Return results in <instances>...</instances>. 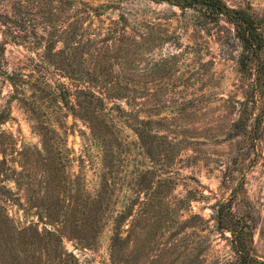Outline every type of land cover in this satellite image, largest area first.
Wrapping results in <instances>:
<instances>
[{
    "label": "rangeland",
    "instance_id": "1",
    "mask_svg": "<svg viewBox=\"0 0 264 264\" xmlns=\"http://www.w3.org/2000/svg\"><path fill=\"white\" fill-rule=\"evenodd\" d=\"M71 1L58 13L59 29L68 32L73 25L103 29L102 37L107 28L113 29V42L102 46H113L107 53L114 81L148 89L145 100L154 108L151 118L165 121L161 132L175 146L172 150H150L152 160L136 144L135 134L116 120V136L125 149L108 150L107 162L110 166L113 159L117 184L109 208L101 214L94 245L82 249L75 245L76 240L64 238L63 248L75 254L80 264H110L112 218L129 198L143 199L129 193L123 179L131 178L137 170L153 169L155 195L142 208L136 204L134 216L123 227L127 230L131 222L134 225L124 254L127 264H198L197 256H202V264L234 263L229 235L219 233L213 221L212 207L226 201H231L232 212L248 223L255 253L264 261V75L260 87L253 85L254 76L239 69L238 44L220 46L216 26H201V19L191 10L182 14L150 0ZM224 1L255 16L264 15V0ZM7 4L0 0V11L8 12ZM37 10L20 28L18 43L7 44L5 53L4 71H21L24 81L29 82L52 77L40 64V36L46 32ZM133 40L138 43L131 46ZM61 47V43L56 45V49ZM21 86L33 102L28 107L17 99L19 93L0 71V116H9L0 125V181L23 205L3 204L0 197L5 209L1 213H6L11 223L26 227L37 223L35 209L24 210L29 208L28 201L49 200L54 176L48 165L51 159L40 150V139L33 129L35 118L53 120L55 115L46 104L42 105L46 114L31 113L30 108L42 103L31 98L30 85ZM119 103L130 110L126 101ZM156 104H160L157 111ZM148 115L139 114L141 118ZM61 122L64 125L59 133L68 149L61 150L66 165L61 175L68 178V219L80 225L86 197L95 196L100 188L104 150L82 121L69 116ZM157 178L166 179L164 186L157 184ZM37 225L42 233L43 224ZM42 235L40 244L26 242L18 247L23 257L30 260L38 256V250L51 251L53 239Z\"/></svg>",
    "mask_w": 264,
    "mask_h": 264
},
{
    "label": "trees",
    "instance_id": "2",
    "mask_svg": "<svg viewBox=\"0 0 264 264\" xmlns=\"http://www.w3.org/2000/svg\"><path fill=\"white\" fill-rule=\"evenodd\" d=\"M5 1L8 3L9 11H0V71L15 88V93H19L16 96L17 99L27 107L33 102L26 97L21 85L27 83L32 87L31 98L42 104L36 108H30L31 113L46 114L42 108L43 104L52 109L51 113L55 115L53 120L35 118L33 129L40 139V150L47 154V160L51 159L48 165L49 168L52 167L54 176L53 179L51 176L52 192L49 200L46 197L45 199L31 198L27 204L29 208L24 209L26 211L35 209L34 216L37 223L30 222L26 227H19L11 223L6 213H1V210L5 209L0 205V264H43V262L80 264L75 254L63 248V239L76 240L75 245L82 249L91 248L94 245L93 242L101 227V214L104 209L109 208L110 196L113 187L117 184L116 172L112 170L113 159L109 161L110 166L107 162L111 155L108 150H116L117 147L120 150L125 149L116 136L118 131L116 120L120 119L124 126L135 134L136 144L152 160L154 156L150 150H169V148L172 150L175 143L167 140L161 132L165 121L160 119L154 121L151 118L154 108H149L145 100L149 93L148 89L130 88L128 85H120L119 82L114 81L115 77L112 76L111 63H109L110 56L107 53L113 46H102L105 42H113L115 38L113 29L107 28L103 37L100 34L103 29L92 27V29L90 27L82 29L81 26L77 28L73 25L68 32L60 30L56 24L58 13L63 9L62 6L71 5L73 2L71 0ZM150 1L156 4H167L178 9L182 14L191 10L201 19V26L205 24L216 26L219 45L229 48L235 43L238 44L241 49L238 57L239 69L254 76L253 85L260 87L261 76L264 75V15L255 16L247 9L229 6L224 0ZM35 8H38L37 11L41 13L42 23L45 25L43 31L46 32V35L40 36L42 39L40 45L43 47L40 64L41 68L51 73L52 77L50 79L34 78L29 82L24 81L25 75L21 71H13L12 74L4 71V67L7 66L5 53L7 44L11 42L16 45L22 37L20 28L25 22L31 21ZM23 15L25 18H22ZM26 15H29L28 18ZM88 19L90 20V14ZM62 36L65 38L58 40ZM58 43L62 45L60 49H56ZM136 43H138L137 40H133L131 46ZM55 77H58V80H52ZM122 100L126 101L130 110L120 105L119 102ZM156 107V111L159 110L160 104H156ZM140 113H149V115L141 118ZM69 116L82 121L90 131L91 137L104 150L103 162L104 160L105 162L100 177V188L95 196L86 197L85 211L80 225L68 219L69 203L66 199L68 178L61 175V172L66 169L61 150L68 149L59 129L64 125L61 119ZM8 117V115L0 116V125ZM54 124L56 127L53 126ZM154 171L153 169L137 170L131 178L123 179L129 185V193L132 192L136 196L142 195L143 199H140V196L129 198L123 210L112 218L110 264H127L126 260L124 261V254L128 251L134 225L131 222L127 230H123V227L134 216V206L136 204H139L141 208L146 206L150 198L155 195ZM156 181L160 186H164L166 179L158 180L157 178ZM2 183L3 180L0 181V197L3 199V204L13 203L23 207L20 200L14 197L11 189ZM212 209L216 230L229 235L227 239L234 259L232 264H264V261L255 253L253 234L248 223L232 212L231 201L218 203ZM39 223L44 226L42 233L53 239L54 244L50 252L43 253L38 250V256H32L29 260L23 257L24 252L18 247L26 242L40 244L43 235L38 230ZM123 233L125 237L122 236ZM196 259L198 264H202V256H197Z\"/></svg>",
    "mask_w": 264,
    "mask_h": 264
}]
</instances>
